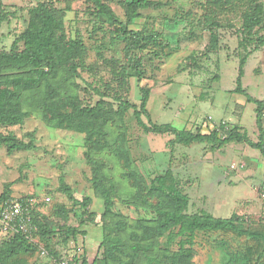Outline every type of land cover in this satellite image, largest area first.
Listing matches in <instances>:
<instances>
[{
	"label": "rangeland",
	"instance_id": "1",
	"mask_svg": "<svg viewBox=\"0 0 264 264\" xmlns=\"http://www.w3.org/2000/svg\"><path fill=\"white\" fill-rule=\"evenodd\" d=\"M153 1L165 7L142 11L130 26L149 38L146 49L133 53L143 64L139 82L126 63L127 43L113 39V28L96 20L88 0H0V52L11 50L29 27L31 12L41 3L56 11L61 20L56 36L61 54L70 41H82L76 57L80 77H70L65 61L52 71L43 68L42 77L24 93L23 107L29 113L24 123L0 126V134L11 133L25 142L32 134L34 145L32 150L12 155L0 148V196L26 198L54 221L55 229L60 225L87 230L78 240L83 248L77 249L72 237L66 240L59 234L49 243L35 238L32 252L12 257L4 254L0 264H54L60 259L73 264L75 255L105 264L99 248L105 209L93 189L91 162L100 163L103 181L112 192L113 215L106 223L120 218L125 224V254H118L124 263L111 264H136L130 263L136 256L133 253L124 257L134 244L145 245L147 256L158 255L166 264H224L225 250L215 249L224 242L246 252L242 264H259V251L249 250L255 246L250 237L200 232L180 250V237L166 246L168 233L144 240L138 227L157 225L151 206L158 200H148L147 193L157 176L171 173L185 197L186 214L206 213L221 219L236 215L240 227L264 234V160L260 151L238 143L215 150L208 143L177 142L180 134H209L220 125L239 128L254 142L260 140L257 106L236 89L240 63L245 59L241 88L264 103V0ZM123 2L106 0L125 21ZM254 8L260 22L248 28L247 17ZM24 73L12 67L7 74L24 78ZM54 88L57 95L49 97ZM142 88L149 91L147 109L162 132H146L136 120L135 109L122 104L128 102L138 109ZM69 97L82 106L101 103L100 116L91 124L97 133L93 142L86 133L59 125ZM142 121L151 126L146 117ZM62 181L75 200L62 190ZM45 197L51 198L49 204L41 203ZM84 199L89 200L86 208L79 205ZM41 250L49 257L42 256ZM184 250L189 255L180 258ZM140 260L148 264L144 255Z\"/></svg>",
	"mask_w": 264,
	"mask_h": 264
},
{
	"label": "trees",
	"instance_id": "2",
	"mask_svg": "<svg viewBox=\"0 0 264 264\" xmlns=\"http://www.w3.org/2000/svg\"><path fill=\"white\" fill-rule=\"evenodd\" d=\"M91 4L96 20L110 25L113 28V39L116 41H122L127 43L125 48L126 63L128 68L133 71V76L138 79L139 82L143 79V64L141 60L133 55L135 51L146 49L149 44V38L143 31H135L130 26L135 25L136 21L140 19L141 12L144 10H159L165 7V4L153 0H124L123 7L125 12V21L118 18L115 12L107 5L106 0H88ZM259 15L256 9L251 10L247 17L248 28L257 26L260 22ZM61 29V20L56 11L51 9L45 3L38 4L37 7L31 12V22L29 27L24 33L14 42L10 51L0 52V126L15 127L24 123L25 119L29 115L23 107V101L26 99V93L32 87H34L37 79H40L43 75L41 70L48 68L51 71L57 68V65L67 63L69 68L70 77H80L79 65L76 57L78 56L82 41L72 40L65 48L64 54L60 53L59 46L57 44L56 36ZM212 41H216L215 35H212ZM21 45V46H20ZM216 43H214V46ZM100 53L102 51L100 50ZM113 60V59H110ZM245 59L240 63L239 77L237 79L238 87L237 93L247 97L249 103H254L256 108V124L260 131V140L254 142L246 132L241 129L233 127L226 128L224 125H220L215 128L209 134L201 133H184L177 136V142L183 145H191L195 143H208L215 150H220L231 143L245 144L252 149L259 150L262 159L264 160V129H263V107L264 103L259 100H255L248 96L247 93L241 88V78L243 76V66ZM12 67H16L22 71H25L24 78H10L9 71ZM27 70V72H26ZM45 75V74H44ZM51 96H56L58 93L57 88L51 90ZM142 99L139 108L131 106L128 102H122L125 108H134L135 117L140 126L146 132H162V129L153 123L151 114L149 113L147 106L149 103V91L145 88L141 89ZM24 99V100H23ZM65 108L62 110L60 117V124L63 127L68 126L70 129L74 127L80 133H86L87 139L93 142L92 136H95V131L92 129V121L96 122L99 112L103 109L101 103L91 107L79 105L76 101L72 100V97L67 98ZM66 108L69 109V113L66 112ZM58 110H61L58 107ZM142 116L146 117L149 125L142 121ZM97 134V133H96ZM29 142H25L19 139L15 135L0 134V148H6L9 155H12L20 151H29L34 148L32 134L30 135ZM91 162V161H90ZM93 166V178L92 185L94 191L102 198L104 203V214L102 217V233L103 239L100 245V249H103V261L105 264H111L110 262L124 263L122 253L125 250L124 242V222H120V218L114 220L116 222L106 223V218L113 215L114 202L112 199V192L108 188L101 174V165L97 162H91ZM128 164V163H127ZM133 176V174H130ZM133 179V178H132ZM62 190L69 196L70 199H74L69 186L63 181L61 183ZM147 196L149 199L156 198L158 202L151 208L156 215V226L149 228L145 225H141L138 229H141V237L144 240H148L152 235H158L162 233H168L166 239V246H170L175 243L177 238H181L179 242L180 250H183L185 245L189 244L194 239L195 235L200 232H220L224 235H233L236 237H250L255 241L254 248L249 250L259 251V264H264V234L253 233L249 230L239 226L240 218L233 215L229 219L215 218L210 214L188 215L185 213L186 201L183 194L180 192L178 184L174 181L173 175L167 173L165 175L157 176L152 181ZM8 198L6 193L0 196V208L2 203ZM22 200H27L22 198ZM75 200V199H74ZM146 200L145 202H147ZM88 199H84L79 205L84 208L88 206ZM42 204H46L44 201ZM32 215V227L33 231L30 235H26L22 232L15 233L10 237H2L0 235V262L4 254L7 257H12L20 253L32 252L36 249L34 240L46 239L48 243L53 237L64 236L66 240L72 237L74 239L75 246L79 247V237L84 238L87 234V230H79V226L68 228V226L61 227L58 225V229L54 228V221L51 222L49 216L42 214L35 207V204L31 205ZM87 212H84L85 215ZM110 221V218L108 219ZM118 221V222H117ZM84 221H81L83 224ZM120 222V223H119ZM123 223V224H122ZM54 225V226H53ZM134 233V232H133ZM131 235V234H130ZM136 236L137 234H132ZM7 241V242H5ZM82 245V244H81ZM261 246V249H258ZM223 248L226 256L224 258V264H242L246 261V252L242 249H232L231 246L224 242L219 243L215 247L216 250ZM145 245L134 244L128 249V255H124L125 258L136 255L130 263L142 264L141 257L144 255L148 261V264H166L163 259L158 255L147 256V250ZM41 250L40 253H42ZM48 254V252L46 251ZM189 251L184 250L180 258L187 257ZM49 256V254H48ZM73 264H96L97 260L89 263L85 256H74ZM77 257V259H76ZM179 258V259H180ZM79 259V260H78ZM61 260V259H60ZM58 261V260H57Z\"/></svg>",
	"mask_w": 264,
	"mask_h": 264
},
{
	"label": "built area",
	"instance_id": "3",
	"mask_svg": "<svg viewBox=\"0 0 264 264\" xmlns=\"http://www.w3.org/2000/svg\"><path fill=\"white\" fill-rule=\"evenodd\" d=\"M46 204L51 202L50 197L43 200ZM29 200L7 199L2 203L0 208V235L2 237H10L15 233L22 232L30 235L33 231L31 205ZM42 255H47L46 251H42ZM54 264H69L63 259L56 261Z\"/></svg>",
	"mask_w": 264,
	"mask_h": 264
},
{
	"label": "crops",
	"instance_id": "4",
	"mask_svg": "<svg viewBox=\"0 0 264 264\" xmlns=\"http://www.w3.org/2000/svg\"><path fill=\"white\" fill-rule=\"evenodd\" d=\"M0 239H1V238H0ZM41 255H42V253H41ZM42 256H46V257H49V256H48V254H47V255H42ZM89 263H90V262H89Z\"/></svg>",
	"mask_w": 264,
	"mask_h": 264
}]
</instances>
